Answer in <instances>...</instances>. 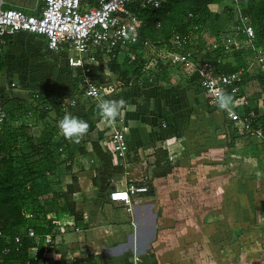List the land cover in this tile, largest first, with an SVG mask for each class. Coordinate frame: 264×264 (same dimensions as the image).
Masks as SVG:
<instances>
[{
  "label": "rangeland",
  "instance_id": "obj_1",
  "mask_svg": "<svg viewBox=\"0 0 264 264\" xmlns=\"http://www.w3.org/2000/svg\"><path fill=\"white\" fill-rule=\"evenodd\" d=\"M26 1L30 3L33 0ZM224 1L225 4L228 2L235 8L236 5L230 0ZM237 5L242 9L239 2ZM2 7H5V4ZM210 8L214 11L220 9L216 5H211ZM154 26H159V22H156ZM227 33L224 38L219 39L207 31H202L199 34L198 43H196L197 47H194V52L197 53L196 59L206 60L205 56L208 50L219 49L218 57L222 62L235 64L241 56L246 54L245 47L241 48V46H245L247 41L246 38L240 36L237 28L234 30L232 28ZM227 36L231 43L226 48L224 42ZM25 37L26 40L29 39V32L15 34L13 36L14 47L7 48L8 60L5 68L0 71V105L4 101H8H6L7 96L13 94L19 96L16 103L24 104L29 99L30 92H48L52 105L59 102L65 107L71 100L88 105L86 102L88 98H84L77 89L70 85L74 73L72 68H67L65 64L68 63L69 57L73 56V52L68 50L60 53L50 50L48 52L42 48L43 53H46V58L39 54L35 55L32 54V51L27 50L28 48L26 49L23 39H21ZM37 45H39L38 42ZM138 46L139 44L132 46L134 48L128 52L132 55L130 58L136 59V63L142 66V70L152 69L153 56L157 52L152 46L149 48ZM192 49L193 47L190 48V50ZM122 55L118 57L119 60H122ZM191 60L198 64L197 68L202 64L192 58ZM256 66L257 62L250 64L248 72L253 73ZM260 67L264 70V63H261ZM182 71L180 68L176 69V73L179 75H182ZM92 75L102 86V94L107 98H114L116 95V100L123 99L124 90L141 86L140 77L131 75L128 83L125 84L128 76L122 79L118 73L103 66L99 70H93ZM186 78L179 76L174 79L170 74L168 79L159 83H165L166 86L169 83H175L173 84L175 87L172 91L173 96L159 98L156 92V94L151 93L148 97L143 95L144 97L139 98L145 102L143 105L148 109L145 116L150 117V120L152 118L154 123L158 124L161 120L160 117L159 120L156 117L161 107H165L167 110L165 121H168V124L174 123L164 127L162 119V124L155 126L159 131L160 143H151L145 147L143 152L139 154L137 152L135 157H132L137 161L134 162L130 169L131 173L128 175L138 184H145V178H147L146 184H151L150 182L156 177H163L155 194L161 196L158 197L162 199L160 203L164 212L159 209L158 214L163 222L161 226L168 231L166 240L159 243L161 249L157 248V252L165 253L166 263L163 262L164 264H264V173L263 175L261 173V170L264 169V156L259 151V141L253 136H248L249 139L245 141L246 145L240 147L239 144L242 142L236 140L241 136L238 126L224 119L220 111L210 107L200 94H197L198 98L192 101L191 97L195 93L189 89L185 82ZM135 80L139 82L136 84ZM11 82H14L15 85L11 86ZM159 86L162 87V85ZM153 87L155 86L153 85ZM175 89L177 93H175ZM243 89L245 95L252 97L260 96L263 91V88L253 80L247 81ZM143 90L145 89H138L141 94H146ZM79 111L75 110L81 116L79 118L87 121L90 126L86 136H93L97 134V131L106 133L110 129L108 124L96 125L98 114L91 120L83 117L84 113ZM207 111L212 113L210 123L206 121V118H209ZM60 114L57 107H54L47 116L42 117L39 121L34 115L28 114L20 116L18 123L26 122L31 126L38 124L40 127L55 126L54 119ZM169 120L171 121L169 122ZM116 128L119 127L116 126ZM155 128L154 131H157ZM142 131L144 133V129ZM60 135L61 132L56 131L53 139H58ZM133 140L134 137L131 138V141ZM105 144L109 148L111 159L114 161L120 159L112 152V146L108 139L105 140ZM251 146L256 147L259 152L258 162L247 156L253 152ZM162 147H167L169 158L165 157L161 165L156 166L154 164L155 155H157L155 152L159 148L163 149ZM218 155H222L224 159V162L222 159V163L225 165H222L220 169L215 168V164L221 165ZM192 163L197 171L190 174ZM59 168H65V165L62 164ZM60 171L57 170L55 173L58 174ZM49 176L51 190H59L58 186L53 185L55 179L51 178V175ZM60 201L61 204H65L62 203V200ZM67 201L74 202L70 195H68ZM74 204L76 205L75 202ZM49 215V213L46 214L45 220ZM162 215H164V219ZM38 222H42V218H39ZM76 239L78 238L73 236L71 240ZM85 261L88 264H97L89 257ZM72 262L71 264H80L77 261Z\"/></svg>",
  "mask_w": 264,
  "mask_h": 264
},
{
  "label": "trees",
  "instance_id": "obj_2",
  "mask_svg": "<svg viewBox=\"0 0 264 264\" xmlns=\"http://www.w3.org/2000/svg\"><path fill=\"white\" fill-rule=\"evenodd\" d=\"M83 2L89 5L95 4V0H83ZM224 2V0H168L162 2L157 8L140 6L138 2L129 6L142 22V26L139 29V38L149 39L152 48L156 52L157 47L163 44L170 47L169 40L174 32L188 36L184 51H191V58L194 61L202 62L195 72L189 77H185L186 84L195 94H201L202 92L204 94L200 81L205 71L212 70L216 73L232 72L240 67L245 69L250 62H257L253 73L244 71L242 74V85L239 94H244V85L250 80L260 85L263 91L260 96L252 97L247 95V104L239 109V113L249 116L253 126L259 125L264 128V70L260 67V64L264 63V58L262 60L255 58L252 44L246 40V45L241 46V48L245 47L246 54L241 56L235 64L222 62L218 57L220 55L219 49V51L208 50L205 56L207 57L206 60L196 59L197 53L196 51L194 52V47L197 45L199 34L202 31H207L209 34L222 39L232 28L234 30L240 25L237 6L234 8L227 1L226 4ZM239 3L241 4L242 9H239L242 15L248 18L249 23L254 28L255 40L253 45L260 48L264 54V0H239ZM211 5L219 6L220 9L214 11L210 8ZM156 22H159L158 28L154 26ZM239 34L245 38L241 32ZM11 38L12 36H8L7 42ZM132 46H130L129 51L134 48ZM192 47L193 49L190 50ZM130 57V54L125 52L122 55V60H119L118 49H114L111 51L106 63L107 69L118 73L122 79L128 76L125 84L128 83L131 75H135L137 78L140 77L141 84L152 83L158 86L161 85L159 83L163 80L168 79V76L173 71L180 68V66L171 64L167 58L155 53V56H153V68L142 70V66L136 63V59H131ZM5 66L6 55L2 50L0 51V71ZM101 67L102 65L98 66L97 69L99 70ZM80 79L78 72H75L70 85L81 93ZM136 81L135 83L137 84L139 81ZM227 94L229 93L227 92ZM49 95L48 92H30L28 96L30 100L27 99L24 104H21L20 102L16 103L19 96L13 94L7 96L6 101H8H4L6 105L4 102L0 105V111L5 113V119L0 128V251L5 245L11 247L10 252L3 255L4 264H26L30 259L28 247L33 242L32 239L21 232V227L24 224L32 226L35 232L41 236L52 228L50 219L45 220V216L48 213L68 211L76 221L81 218L75 210L74 203L67 201L68 195L66 192L52 191L48 179L49 175L56 174L55 172L60 170L59 167L62 164L65 165L66 169L63 168L65 171L71 169V161L79 144L65 139L62 134L55 140L53 136L59 130V120L66 113L79 118L81 116L75 110H81L84 113L83 117L92 120L99 111L97 100L88 98L86 99L88 100L86 101L88 105L83 103L71 106L68 104L64 107L59 102L52 105ZM232 97L235 98V95H232ZM260 99H262V107H259ZM205 100L207 102L206 96ZM54 107H57V110L61 113L60 116L54 119L55 126L40 127L38 124L31 126L26 122L18 123L20 116L28 114L34 115L36 120L39 121L42 117L47 116ZM222 117L224 118L223 115ZM201 121L203 122V120ZM201 121L200 123H202ZM206 121L208 123L212 121L210 114ZM228 122L231 123L230 121ZM158 124H162L161 120ZM242 136L250 135L241 133L239 137ZM251 147L253 148L251 155L257 156L256 147ZM163 154L165 157V154H167L166 150H164ZM160 161L161 158H156L157 164ZM60 200L65 204H61ZM26 213L30 215L27 217L25 216ZM39 218H42V222H38ZM20 233L22 241L19 251H16L12 247L13 239L16 234ZM41 251L39 246V253ZM32 264L36 263L32 262Z\"/></svg>",
  "mask_w": 264,
  "mask_h": 264
},
{
  "label": "built area",
  "instance_id": "obj_3",
  "mask_svg": "<svg viewBox=\"0 0 264 264\" xmlns=\"http://www.w3.org/2000/svg\"><path fill=\"white\" fill-rule=\"evenodd\" d=\"M168 0H95V4L89 5L83 0H41L42 6L38 13L30 14L20 8L2 7L3 1L0 0V51L2 45L7 42L8 36H14L20 32H29L41 35L46 38L49 50L60 53L64 50L73 52V56L69 57L67 68L78 72L79 86L81 95L84 98L97 100L96 97L89 95L95 89L97 96L105 100H110L102 94V86L94 79L92 73L98 66L102 65L107 69V61L110 53L114 49H118V57L125 52H129L132 45L139 44L138 47H150L151 42L147 38H139V29L142 22L138 15L131 10L130 4L138 2L140 6H149L157 8L162 2ZM238 8V16L240 25L237 29L244 35L246 40L252 44L255 51V58L262 60L263 52L260 48L255 47V31L248 18L243 16L237 3L239 0H231ZM138 33L137 38L133 42L126 39L125 34L129 37ZM188 36L184 34L174 33L170 38V47L165 44L157 47V54L167 58L171 64L180 66L183 77H189L197 70V63L191 60V51H184ZM225 47H229L230 38L225 39ZM130 56H132L130 54ZM253 62H250L252 65ZM154 64V58L152 65ZM250 64L244 69H238L232 72L216 73L212 70L205 71L200 81V85L207 98V104L210 107L219 110L227 121L238 126L241 133L255 137L260 144V150L264 155V128L259 125L253 126L249 116L241 115L239 109L247 104V95L239 94L242 85V74L249 71ZM78 69V71H76ZM14 86V82L10 83ZM227 92L232 96L235 107L231 108V112L221 110L214 103V97L210 92ZM228 94V95H229ZM113 98V97H112ZM71 106L79 104L76 100L69 102ZM259 107H262V99L259 100ZM97 124H106L100 111H98ZM5 113L0 111V128ZM111 126V127H110ZM118 126L119 128H116ZM106 137L112 146V152L118 158H124L128 149L129 142L126 133L129 129L123 118H117L116 122L108 125ZM61 150V148H59ZM145 178V184L135 183L128 180L124 187H114L107 195L111 201L122 202L130 206L132 197L136 194L148 191ZM30 214H27V216ZM52 231L39 236L34 228L28 224L21 227V232L28 238L32 239V244L28 247V255L30 259L26 264H54L56 260L70 258L73 256L62 253L56 244L55 237L59 233H65V228L72 227L73 231H79V227L73 222L57 226L54 222ZM58 232V233H57ZM1 234V233H0ZM22 237L21 233L16 234L13 239V248L19 251ZM39 246L41 253H39ZM11 250L10 246H3L0 251V264L3 263V255L8 254ZM85 252H82L83 255Z\"/></svg>",
  "mask_w": 264,
  "mask_h": 264
},
{
  "label": "crops",
  "instance_id": "obj_4",
  "mask_svg": "<svg viewBox=\"0 0 264 264\" xmlns=\"http://www.w3.org/2000/svg\"><path fill=\"white\" fill-rule=\"evenodd\" d=\"M4 4L5 7L20 8L30 14L38 13L42 6L41 0H33L30 3L26 0L18 2L7 1L3 2ZM29 36L27 40V36L21 38L26 49L28 48L27 50L32 51V54H39L46 58V53L42 51V48H44L49 52L46 38L31 33H29ZM35 40L39 45H37ZM9 47H14L13 36L1 49L6 55V63L8 60L7 48ZM72 71L75 73L73 69ZM171 75L174 79L182 76L176 73V71H173ZM173 84L175 83H169L166 86L165 83H162L161 91L159 85H154L155 87H153L152 83L141 84L140 87H131L123 91V99L125 98L124 100L127 102V110H124L122 118L127 123V126L129 125L128 132L126 133L129 149L124 158L116 161L112 160L108 152L109 148L105 144V140L108 139L105 136L107 133L97 131V134L89 137L86 136L81 140L74 153L69 171L62 172L64 169L59 168L61 171L58 174L55 176L51 175V178L55 179L53 185L59 187V190L54 191L60 193L66 192L67 195L72 196L73 201L76 203V205L74 204L76 212L81 216L80 220L76 221L68 211L49 213L48 219H50L52 226L50 231L54 227L53 221L56 222L57 226L73 222L80 229L79 231H73L72 227L68 226L65 228V233L57 234L55 237L56 244L63 250L62 253L73 256L75 259L64 258V260L54 261V264H71L73 263L72 261L88 264L85 261L88 257L91 260L93 259V262L97 264L166 263L164 259L165 253L157 252V248L161 249L159 243L166 240V233L168 231L161 226L163 222L158 214L159 209L163 210L160 203L162 199L159 198L161 196L155 194V190L159 187L158 185L162 182L163 177L160 178L158 176L150 182L151 184L148 183L149 190L147 192L131 196L132 203L130 206L122 202L111 201L107 195L114 187H124L128 180H132L128 175L131 173L130 169L134 165V162L137 161L136 159H132L137 152L138 154L143 152L145 147L151 143H160L159 131L155 128L159 124L154 123L152 118L150 120V117L145 116L148 109L143 105L145 102L139 100V98L148 97L151 93L156 94V92L159 98L173 96L172 91L175 88ZM138 89H145L143 91L146 94H141V91H138ZM175 93H177L176 89ZM200 95L205 99V94L201 93ZM116 98L117 96L115 95L114 98L109 99L116 100ZM191 98L194 101L198 98L197 94ZM190 103L192 104L193 102ZM159 111L156 117H158L157 120H159V117L161 120H164V127L174 124L170 122L171 120H169L170 124L167 123L168 121H165L164 118L167 115L165 107L159 108ZM207 112L210 115L212 114L210 111ZM154 128L157 131H154ZM142 129H144V133ZM132 137H134L133 141H131ZM246 139H249V137L242 136L236 140H240L242 143L239 146L243 147L246 145ZM239 146L236 147L238 148ZM258 147L260 148L259 144ZM162 148H159L155 152L157 154L154 159L156 166H160L165 157L169 158V153L165 154V157L163 156L164 150L167 147ZM259 151L264 156L263 152ZM152 152L154 154V150ZM258 153L257 156H252V153L247 156L256 159L258 162ZM158 157L161 158L159 164L156 163V158ZM218 158L221 165L219 166L217 163L215 164V168L220 169L222 165H225L222 163V155H218ZM191 170L190 174L197 171L194 163H192ZM261 173L263 175L264 169L261 170ZM69 183L72 184V192L70 193L67 191ZM162 217L164 219V215ZM73 236H76L78 239L72 241ZM82 252L85 253L81 255Z\"/></svg>",
  "mask_w": 264,
  "mask_h": 264
},
{
  "label": "clouds",
  "instance_id": "obj_5",
  "mask_svg": "<svg viewBox=\"0 0 264 264\" xmlns=\"http://www.w3.org/2000/svg\"><path fill=\"white\" fill-rule=\"evenodd\" d=\"M138 33H135L129 37L125 34L126 39H131L133 42L137 38ZM89 95L97 98V108L99 109L104 121L108 125H112L116 122L117 118H122L124 115V109L126 108L127 102L124 99L120 100H105L97 96L95 89H93ZM210 95L214 97V103L219 109L231 112V108L238 106L233 103V97L224 93L210 92ZM89 124L87 121L80 119L71 114H65L62 119L58 122V128L65 139L79 144L81 140L89 132Z\"/></svg>",
  "mask_w": 264,
  "mask_h": 264
},
{
  "label": "water",
  "instance_id": "obj_6",
  "mask_svg": "<svg viewBox=\"0 0 264 264\" xmlns=\"http://www.w3.org/2000/svg\"><path fill=\"white\" fill-rule=\"evenodd\" d=\"M67 188H68V190H67L68 193L72 192V184L69 183L68 186H67Z\"/></svg>",
  "mask_w": 264,
  "mask_h": 264
}]
</instances>
